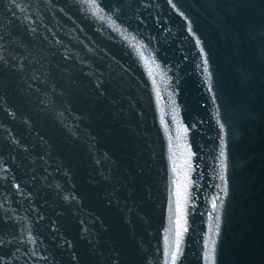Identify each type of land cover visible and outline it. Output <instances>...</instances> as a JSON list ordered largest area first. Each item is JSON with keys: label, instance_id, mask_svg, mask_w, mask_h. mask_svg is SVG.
Wrapping results in <instances>:
<instances>
[{"label": "water", "instance_id": "1", "mask_svg": "<svg viewBox=\"0 0 264 264\" xmlns=\"http://www.w3.org/2000/svg\"><path fill=\"white\" fill-rule=\"evenodd\" d=\"M0 264H264V0H0Z\"/></svg>", "mask_w": 264, "mask_h": 264}]
</instances>
